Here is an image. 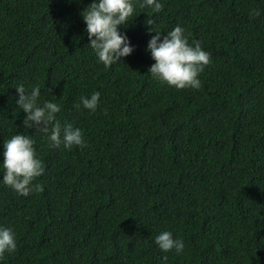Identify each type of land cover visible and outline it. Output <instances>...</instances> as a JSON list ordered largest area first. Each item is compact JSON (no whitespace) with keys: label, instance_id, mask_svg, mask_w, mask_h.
<instances>
[{"label":"trees","instance_id":"obj_1","mask_svg":"<svg viewBox=\"0 0 264 264\" xmlns=\"http://www.w3.org/2000/svg\"><path fill=\"white\" fill-rule=\"evenodd\" d=\"M90 2L0 0V142L31 135L44 167L40 191L0 184V225L16 243L0 264H264V0L137 7L119 26L133 51L108 67L83 31ZM177 24L209 53L196 89L147 73L148 29ZM17 84L57 103L54 119L84 146L24 127ZM93 91L95 111L74 106ZM161 230L181 253L156 247Z\"/></svg>","mask_w":264,"mask_h":264},{"label":"clouds","instance_id":"obj_2","mask_svg":"<svg viewBox=\"0 0 264 264\" xmlns=\"http://www.w3.org/2000/svg\"><path fill=\"white\" fill-rule=\"evenodd\" d=\"M150 8L159 11L160 0H91L79 13L85 25L84 32L88 37V47L94 53L97 62L105 67L118 62L133 51L128 37L119 30L132 20L135 8ZM146 25H153V20H145ZM155 34L147 41L146 51L154 61L147 69L153 79L161 84L176 89L199 88L198 74L209 63V53L198 43L188 44L184 29L175 25L162 36L154 28L148 29ZM17 98L15 105L25 113L22 121L24 127H35L46 134V139L53 145L62 143L65 149L84 146L81 130L70 123L60 124L54 119L59 105L52 100L38 102L41 95L37 86L26 91L23 84L15 86ZM100 93L91 92L87 97L81 96L78 105L84 109L95 111ZM35 141L31 135L12 134L0 142V184L10 187L18 195L27 196L31 191H40L39 184H33L34 178L44 172L40 159L36 156ZM154 244L162 252L183 251L184 243L179 237H173L168 230H161L154 237ZM14 234L10 228L0 225V254L15 249ZM166 261L167 257H161Z\"/></svg>","mask_w":264,"mask_h":264}]
</instances>
